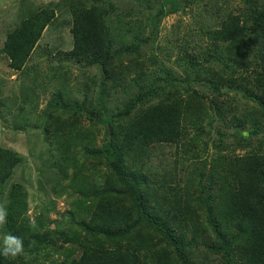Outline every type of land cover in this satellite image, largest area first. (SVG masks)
<instances>
[{
    "label": "trees",
    "instance_id": "1",
    "mask_svg": "<svg viewBox=\"0 0 264 264\" xmlns=\"http://www.w3.org/2000/svg\"><path fill=\"white\" fill-rule=\"evenodd\" d=\"M85 1L69 0L73 46L64 56L78 64L99 66L103 85L98 90L97 109L91 111L86 101L73 102L59 91L50 96L40 112L37 120L40 125L32 126L41 130L45 141H49V152L58 158L57 168L64 177H68V168H74L71 178L82 208H74L76 211L67 222L74 224V217L81 211L78 217L81 222L73 227L80 228L85 238L77 247V257L69 253L68 264H203L209 254L219 256L223 264H264V150L260 145L255 147L257 151L228 158L218 151L215 155L219 156L213 162L215 168L207 173L205 161L202 169L193 170L196 182L187 177L185 189L179 182L178 188L177 184L164 186L163 180L159 186L166 187L167 192L161 193L148 183V177L138 167L144 164V159L148 161L156 156L157 148L162 146L197 150L199 143L194 142L195 138L189 139L188 145L184 142L186 114L192 115L191 122L197 132L200 124L213 119L209 114V108L213 107L198 105L188 110L191 104L185 102L179 89L178 96L164 92L159 95L156 76L150 72L151 77H147L145 63L139 56L142 46L150 40L143 34L147 27L148 35L151 33L154 38L153 24L185 8L186 3L131 0L134 6L119 11L112 3L95 1V5L87 6ZM239 1L243 5L240 12L226 10L205 31L214 55L207 52L205 57H200L185 52L181 67L191 73L198 71V77L203 72L219 77L216 82L220 86L228 82L213 69L200 65L199 59L205 60L207 66L221 63L228 77L239 72L252 73L255 115L264 117V0ZM155 5L156 13L151 16ZM215 8L217 12L219 8L223 10V7ZM24 16L7 33L1 49L9 67L17 73L23 72L54 12L29 9ZM143 18L148 22L146 26ZM129 35L132 42L126 44ZM181 48L187 49L188 45L183 43ZM122 57L127 58L128 64L121 61ZM161 68L160 76L166 72L164 67L161 72ZM127 77L134 78L131 82L136 94L118 113H109L105 104L106 86L110 82L123 86L130 80ZM215 88L218 90L219 86ZM27 99L23 98L22 102L26 103ZM213 105L215 116H219L218 104L212 102ZM87 116L92 125L98 126L99 134L102 130L99 146L96 138L93 142L94 132L83 130L82 119ZM17 117L28 118L23 113ZM235 127L243 138L258 136L261 118L257 116L246 131L245 122H236ZM78 155L83 156L82 168ZM21 162L18 153L0 147V206L7 213L0 234L23 241V253L16 258L0 255V264H26L24 258L35 252L34 242L38 245L50 242L48 233L41 235L24 219L27 198L22 186L10 184L13 171ZM85 164H90L96 174L92 172L93 176L89 177L84 172ZM175 168L165 177L176 183V176L171 177L172 173L176 175ZM123 193L129 195L130 204L121 202ZM145 230L159 236L164 244L161 250L156 247L160 242H151ZM55 233L66 242H78L75 232L68 233L61 226Z\"/></svg>",
    "mask_w": 264,
    "mask_h": 264
},
{
    "label": "rangeland",
    "instance_id": "2",
    "mask_svg": "<svg viewBox=\"0 0 264 264\" xmlns=\"http://www.w3.org/2000/svg\"><path fill=\"white\" fill-rule=\"evenodd\" d=\"M95 1L115 4L119 11L134 6L131 0L85 2L87 6H91L96 4ZM183 2L186 3L185 8L175 14H168L158 23L153 24L156 30L154 38L151 37V33L148 35L150 28L147 27L146 33L143 34L145 37H150V40L142 46L139 56L145 63L147 77H151L152 74L156 76L159 95L164 92L178 96L179 89L185 102L187 100L191 104L188 105V110L198 105L213 107L209 108V114L213 119L200 124L197 132L191 122L192 115L186 114L184 142L188 145L189 139L195 138L194 142L199 143L197 150L191 151L190 148H186L187 146L183 150L180 148L177 150L172 145L162 146L157 148L156 156L148 161L144 159V164L138 166L139 170L148 177V183L161 193L167 192L166 187L159 186L163 180H165L164 186L174 187L177 184V188L179 182L182 189L186 187L187 177L196 182L193 170L202 169L205 161H207L206 171L209 173L212 167L215 168L213 162L215 157L219 156L215 155L218 151L228 158L252 150L257 151L255 148L257 145L264 150V117L256 114L261 118V133L258 136L246 135L243 138L242 133L235 127L236 122H245L246 131L257 117L256 103L251 98L254 89L253 85H250L252 73L239 72L233 77H228V72L223 70L224 66L221 63L207 66L205 60L199 59L200 65L213 69L218 75L223 76L220 78L228 82L220 86V83L216 82L219 77H210L206 72H203L202 76L199 74L198 77V71L191 73L181 67L186 59L185 52L200 57H205L207 52L214 55L205 31L211 28L216 23L214 19L221 17L226 10L235 14L240 12L243 9L242 3L239 0H222L224 5L220 0L218 3L216 0H183ZM155 7L156 5L149 15L153 16L156 13ZM215 7H223V10L219 8L217 12ZM29 9L52 10L54 18L42 34L23 72L17 73L9 67V60L1 49L7 33L16 28ZM143 23L145 26L148 23L145 22V18ZM71 27L69 0H0V147L14 151L22 158L20 165L13 171L10 184L21 185L26 193L27 207L24 219H28L30 226L38 230L41 235L48 233L51 242H44L41 245L34 242L35 252L24 258L26 264H68L69 253L72 257H77V247L85 238L80 228L73 227L81 222V218H78L81 211H78V217H74V224L67 222L76 211L74 208H82L79 192L74 189L71 178L74 168H68V177H64L65 175L57 168L58 158L52 157L49 152L51 148L49 141H45L41 130L32 128L40 125L37 121L40 112L45 109L50 96L59 91L63 96L70 97L73 102L81 104L82 101H86V106L91 111L97 109L98 90L103 85L101 70L99 66H85L64 56L73 46ZM132 38L131 35L126 37L125 43L130 44ZM183 43L188 45L187 49L181 48ZM155 60H157L156 64ZM121 61L128 64L125 57H122ZM209 61L214 62V59L209 58ZM163 67L166 72L160 76L159 71L161 68L162 72ZM213 71H210V74L213 75ZM150 72L152 74L149 76ZM127 79H130L129 82L123 86L114 85L116 83L112 82L106 86L105 104L109 113H118L134 98L133 95L137 91L131 82L134 78L127 77ZM150 82L151 80L147 81L145 85ZM215 86H219V89L217 90ZM188 94L190 97L187 98ZM25 97L28 99L23 103ZM212 102L218 104L219 116H215ZM21 108L22 110L19 111ZM22 113L28 117L27 120L17 117ZM82 127L85 131L94 132L93 142L95 143L96 138V145L99 146L102 130L99 134L98 126L92 125L89 116L82 119ZM78 158L79 167L82 168L83 156L78 155ZM90 166V164L84 166V172L89 177L93 176L92 172L96 174ZM173 166H176V175L172 173L171 177L176 176V183L170 182L168 176L165 177L167 172L171 173ZM102 170L105 172V169ZM157 180L159 183L153 184V181ZM119 192L122 193V190ZM157 196L155 194V197ZM127 197H129L127 193L121 194L120 200L125 205L130 204ZM58 226L63 227L68 233L75 232L77 235L75 239L78 242H66L59 233H55ZM146 235L154 244L160 242L156 245L157 249L161 250L164 247L159 236L153 231L147 230ZM5 237L7 236L0 234V250L4 247ZM203 264H223V262L219 256L209 254L203 259Z\"/></svg>",
    "mask_w": 264,
    "mask_h": 264
},
{
    "label": "clouds",
    "instance_id": "3",
    "mask_svg": "<svg viewBox=\"0 0 264 264\" xmlns=\"http://www.w3.org/2000/svg\"><path fill=\"white\" fill-rule=\"evenodd\" d=\"M6 215L7 213L5 209L3 208V206H0V225H2L5 222ZM22 253H23V241L20 238L11 235L5 237L4 247L2 251H0V255H3L5 258H16Z\"/></svg>",
    "mask_w": 264,
    "mask_h": 264
}]
</instances>
